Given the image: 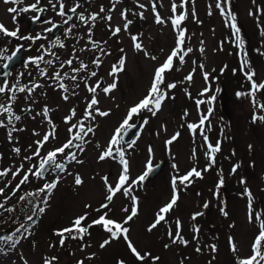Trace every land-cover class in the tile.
<instances>
[{"label": "rangeland", "instance_id": "rangeland-1", "mask_svg": "<svg viewBox=\"0 0 264 264\" xmlns=\"http://www.w3.org/2000/svg\"><path fill=\"white\" fill-rule=\"evenodd\" d=\"M173 3L177 5L175 14ZM216 4L217 0H186L183 6L182 0H85L75 17L77 28L70 25L71 32L59 31L52 41L45 35L43 41L32 44L30 52L22 48L24 61L30 55L33 58L43 56V60L38 64L24 63L21 59V63L15 62L16 68L6 81L12 90L0 93V104L10 106L12 113L20 117L9 123V114L0 112L3 122L0 126V169L11 170L8 175L0 176V188L9 184L0 195V203L4 205L0 208V232L8 231L7 235L18 241L14 248L10 246L11 241L3 245L0 264H44L46 258L52 257H56L52 264H78V261L83 264H119L120 261L124 264H238L239 260L253 254L254 238L260 230L255 215L260 213L264 218V119L259 118L264 117V107H261L264 89H256L254 94L247 96L241 89L253 81L264 83V0H230L226 5V9L230 8L236 16L234 23L244 41L242 48L238 47L233 34V22L221 14ZM54 11H48L49 15L53 16ZM156 13L164 23L156 22ZM181 13L186 14V19L179 28H174L171 19ZM81 14L86 19L96 14V19L88 20L86 24L79 19ZM15 15L18 13L5 15L10 28L18 22V17L15 22L12 19ZM128 21L131 23L125 30ZM116 27L121 31L114 35ZM255 29L256 35H251ZM180 30L185 31L183 48H190L191 52L185 55L182 64L174 58L172 70L164 74V83L160 87L166 93V99L161 109L156 115L147 110L134 115L129 123L140 120L138 135L126 144L114 145L113 156L100 160L130 108L148 95L156 69L177 47ZM133 36L138 38L142 49L134 47ZM57 39L64 47L57 45L58 55H52L54 51L50 48ZM92 42H96L97 47H93ZM13 45L6 48L8 54ZM121 58L125 60L123 70L110 75L114 65L119 67ZM69 59L72 64H64ZM97 59L99 65L93 63ZM49 60L51 64L46 63ZM245 60L247 64L242 67ZM81 62L87 69L73 72L80 68ZM42 69L46 70V75L41 74ZM56 72L63 77L67 92L59 88L61 81L55 79ZM92 72L96 75L91 76ZM248 73H254L252 81L247 78ZM72 75L77 77L75 81L70 79ZM189 75L192 76L190 81L185 79ZM221 81L224 99L218 91ZM4 82L0 81V86ZM113 82L116 88L105 93L103 89ZM97 83L95 97L99 104L89 109L93 93L88 89L96 87ZM168 84L176 86L168 89ZM34 85L40 86L27 91ZM22 87L25 91H18ZM205 88L207 92H204ZM65 95L67 100L63 98ZM213 96L214 100L211 99ZM45 108L48 109L47 116L44 115ZM95 108L107 111L109 115L100 116ZM72 110L75 115L66 122L65 118ZM88 111H92L94 118H86ZM202 117L207 119L200 125ZM80 122L85 129L92 127L94 131L84 136L83 141L76 140L64 154H58L56 163L64 165L63 171L49 167L42 178L29 173L27 183L15 193L10 190L14 183L19 184L29 168L35 171L33 166H38L40 158L71 139L78 131V127L72 126ZM189 124H195L197 128L192 130ZM53 127L54 138L50 137L39 146L37 141L51 133ZM177 133V139L166 144ZM132 141H135L133 146L127 147ZM217 143L220 150L209 155L208 145ZM76 145H82L83 151ZM117 147L123 149L129 162L127 183L131 184V191L128 196L123 191L117 193L109 207L101 209L100 206L107 203L105 178L107 184L115 186L122 173V164L115 152ZM14 149H19V153ZM37 151L39 156L33 155ZM68 153L75 154L76 159H71ZM149 160L153 166L162 164L161 168L153 177L133 184L132 181L146 170ZM21 165L20 174L13 178L11 173ZM193 168L200 171L201 176H192L190 184H180L178 178ZM77 175L82 180L80 185L75 184ZM174 177H177V203L165 214V220L149 231L160 209L171 200ZM221 179L223 184L218 187ZM55 181H58L56 188L51 192H39L38 199L32 203L34 209L44 207L43 213L38 211L32 221L27 220V214L14 215L22 191L32 187L38 191ZM248 192L251 193V222ZM132 197L136 198L137 215L124 226L129 229L133 246L142 255L150 254L144 261L133 255L122 237L101 248L100 244L110 238L102 227L90 228L83 240L69 238L64 245L55 236L57 229L71 226L76 217L83 215L87 216L84 226L105 213L107 219L123 223L134 206ZM45 199L47 203H44ZM206 203L208 207H204ZM9 208L13 211L5 210ZM196 213L202 214L197 216ZM8 220L13 224H8ZM177 221L180 235L187 244L173 243ZM21 225L25 227L21 228ZM152 257H159V260L154 261Z\"/></svg>", "mask_w": 264, "mask_h": 264}, {"label": "snow or ice", "instance_id": "snow-or-ice-1", "mask_svg": "<svg viewBox=\"0 0 264 264\" xmlns=\"http://www.w3.org/2000/svg\"><path fill=\"white\" fill-rule=\"evenodd\" d=\"M5 3H11L13 5H17L14 7H10L8 8V12L9 13H24V12H28L30 10L32 11H36V12H43L44 9L43 8H38L37 5L40 3V0H36V3H33L31 5H27L25 7H19L20 4L23 3V0H4ZM49 2L51 3V0H49ZM57 2L59 3V11H58V15L61 16H66V12H65V5L63 3V0H57ZM186 0H182V5L183 3H185ZM230 3V0H217V4L216 7L220 10L222 15H226L227 17L230 18V20L233 22L232 23V28L234 29V36L236 38L237 41V45L238 47H243L244 45V41L243 39L240 37V29L236 26V24L234 23L236 20V16L234 14H232L230 8L226 9V5H228ZM53 8H56V5L53 4L52 5ZM79 7V4H77L75 7L71 8L70 11L75 13L77 11V8ZM140 7H144V5H140ZM176 9H177V5L175 3H173L172 5V11L175 14L176 13ZM101 11H103V8L101 9ZM153 11H156V4L155 2L153 3ZM250 15H252L253 13H249ZM122 15H125L124 13H122ZM142 15V14H141ZM193 15H195V12L193 11ZM16 17L13 16V20L15 22ZM34 21H39L40 20V16H34L32 18ZM72 19L71 16H67V19L64 21V23H68V21H70ZM79 19L84 22V23H88V20H92L95 21L96 19V14H93L92 16H90L89 18H85V16L83 14H81L79 16ZM108 20H111V16L107 17ZM186 19V14L185 13H181L179 15H175L174 18L171 19V22L173 24L174 28H179V26L181 25V22L184 21ZM43 23H51L52 27L45 29V31L47 32H51L53 28H56L57 25L55 23H52L51 21H41ZM156 22L157 23H164V21L162 20V18L160 17L159 13H156ZM131 23V21H128L127 23H125L124 28L125 30L128 27V24ZM121 31V29L119 27H116L113 30V34H117ZM68 32H71V28L68 29ZM89 32H91V29H89ZM0 33H3L6 36L9 37H14V38H19V39H28V40H32L33 42H35V40L41 39V35L37 34V36L35 37H31V36H19V29L17 28L16 30H9L6 28V26L3 23H0ZM133 41H134V47L136 49H142V44L137 42V37L133 36L132 37ZM185 42V31L184 30H180L178 37H177V47L175 49H173V51L171 52V54L167 57V59L165 60V62L156 69L155 71V75H154V79H153V83L151 85V88L149 89L148 95L144 97V99H142L139 103H137L136 105H134L132 108H130V110L128 111L127 117L124 119V121L121 123V125L115 130L114 135L112 136L110 143H109V147L100 155L99 159L100 160H104L105 158L108 157H112L113 156V146L114 145H119L121 144V142L124 140V136L127 134V132L135 127L134 124H130L129 121L132 119V117L134 115H138L139 113H141L144 110H147L149 112L152 113V115H156L157 112L161 109L162 107V103L163 101L166 99V93L161 89L160 85L164 83V79L165 76L164 74L167 71L172 70L173 68V61L174 58H178L180 63L182 64L184 62V58L185 55H187L188 52H191V49H187L185 50L183 48ZM93 43V47H97V43L96 42H92ZM55 44L60 46V47H64L63 43L57 39L55 41ZM23 46L19 45L17 46L16 50L12 52L11 55L4 57V52L6 51V49H0V58H4L7 61H12L14 57L17 56V54L20 52L21 48ZM102 51V50H101ZM183 53V54H181ZM52 55H55L54 53H52ZM147 55V53H146ZM153 59H155V57H152ZM43 60V56L41 57H30L29 61L32 63H36L38 64L40 61ZM46 63L51 64L52 61H46ZM93 63L99 65L100 60L97 59L95 61H93ZM125 60L123 58H121V60L119 61V67L117 66H113L112 72L110 73V75L115 74L118 71H122L123 70V66H124ZM64 64L67 65H71L72 64V60L69 59L67 61L64 62ZM247 64V61H243L242 62V67L244 65ZM4 68H8L9 65L6 63L3 65ZM61 67H63V64L61 65ZM87 69V65H85L83 62L80 63V68L79 69H73V72H79L81 70H85ZM41 74L42 75H46V70H41ZM5 75H10L9 73H5ZM55 79L58 81H61L59 83V88L63 89L65 92H67V87L66 85L62 82L63 77L61 76L60 72H56L55 74ZM96 73L92 72L91 76H95ZM254 73H248L247 74V78L252 81ZM65 76H67V73H65ZM205 80L208 79V74L205 73ZM70 79H72L73 81H75L77 79V77L75 75H72L70 77ZM185 79L187 80H191L192 76L189 75L188 77H186ZM40 85H34L33 88H29L27 89V91L31 92L34 90L35 87H39ZM78 86V85H77ZM116 83L113 82L111 85H109L108 87L104 88L103 91L105 93H109L110 91H112L113 89L116 88ZM176 85L175 84H168L167 88L171 89L174 88ZM15 87V86H13ZM97 87H99V83H97L96 87H89V92L93 93V98L91 99V101L88 104V108L89 109H93L94 106L99 104V101L96 99L95 97V93L97 91ZM252 88L253 90L256 89H264V83L261 84H256L254 81L252 83ZM12 89L9 88L7 86V82H4L3 86H0V93H5L6 91H11ZM18 91H25V88H19ZM208 89L205 88L204 92H207ZM203 94V93H202ZM237 95H240V93H237ZM65 100L68 99V96L65 95L63 97ZM12 99H15V97L13 96ZM211 99H215V97L213 96ZM198 103H202L198 102ZM261 107H264V105H261ZM95 112H97L100 116H107L109 115V113L107 111H100L99 108H95L94 109ZM211 111V109L209 110ZM0 112L2 113H8L9 114V123L12 122V120H19L20 117L19 116H15L12 113V109L10 106H5L0 104ZM48 113V109L45 108L44 109V115L47 116ZM75 115V110H72V114L68 117L65 118L66 122H69L72 117ZM86 118H94L92 115V111H88ZM260 119H264V117H259ZM207 119V117H202L200 120V125L204 124V121ZM144 123H147V121H145ZM3 122L0 121V126H2ZM73 128H77L78 127V131L75 133V135L69 139L63 146L54 149L53 151H50L47 153L46 157H42L40 158L39 164L38 166H33L35 168V171H33V168H29L23 175L22 179L20 180L19 184L16 185V189H19L21 185L27 183L29 181V173L32 176L35 177H40L42 178L45 174L46 171H48L49 167H54L55 169H60L61 171L64 170V165L60 164V163H56V158L58 156V154H64L66 149H70L73 147V141L74 140H81L83 141L84 136H87L89 133H92L94 130L92 127H88L87 129H85V126L83 124V122H80L79 125H73ZM188 127L192 130H195L197 128V125L195 124H189ZM69 132H72V128L69 129ZM179 133H177L176 135H174L169 141L166 142V144H171L173 141H175L178 137ZM55 136V128L53 127V130L51 133L46 134L43 136V139L41 141H37V144L39 146H43L44 143H46L50 137L54 138ZM205 140L207 141V137H205ZM135 143V141H132L130 143L127 144V147L131 148L133 146V144ZM76 147L80 148L81 151H83V147L82 145H76ZM209 150H210V154L218 152L220 150V145L219 143H217L215 146L209 144L208 145ZM14 151H16L17 153H19V149H14ZM149 151L151 152V149H149ZM115 152L118 154L119 156V160L120 163L122 164V173L118 179V182L116 183L115 186L109 185L107 184V178H105V183H106V188H107V192L108 195L106 196V201L107 203L102 204L100 207L101 209H105L108 208L110 203L112 202L113 198L116 196L117 193L123 191V194L125 196H128L130 194L131 191V184H128V171H129V162L127 159H125V153L123 151L122 148L117 147L115 148ZM33 155L35 156H39V151L33 153ZM68 155L71 157V159L75 160L76 156L73 153H68ZM25 159L31 160V157H26ZM214 162V161H213ZM173 167L175 168L176 165H173ZM21 169H23V165H21L20 169H17L15 172H12V176L13 178H15L17 175L20 174ZM153 165L151 163V160L148 161V163L146 164V170L137 178L136 181H132L133 184L135 183H142L147 177L148 175L153 171ZM207 170V169H205ZM11 170H4L3 172H0V176H6L8 175V173ZM233 171H235V168L233 169ZM192 176H196V177H200L201 176V172L197 171L195 168H193L192 170H190L186 175L179 177V182L180 184H185V183H191V177ZM10 183V182H9ZM58 181L52 182V183H48L45 184L43 188L39 189L37 193H27L25 194L26 196H31V195H38L39 192H44L45 190H47L48 192H51L52 189L56 188ZM176 183H177V177L173 178L172 184H173V195L171 197V200L169 201L168 204H166L164 207H162L159 211V213L157 214V218L155 220L154 223H152L149 227V231H151L152 229L156 228V226L158 224L161 223V221H164L166 216L165 214H167L168 212H170L174 206L177 203L178 200V194L176 191ZM75 184L76 185H80L82 184V180L81 178L77 175L75 178ZM223 184V179L220 180L219 185ZM4 189L0 188V195H3ZM247 192V190H246ZM15 193V190H14ZM13 193V194H14ZM250 197L249 200V221L251 222L252 218H253V214L251 211V193L248 192L247 193ZM5 199H8V197H5ZM25 196H21L20 200H24ZM133 202H134V206L131 209V214L128 215L125 219V221L123 223H118L112 219H107L106 218V213L104 215H101L98 219L93 220L91 224L84 226L83 222L86 220L87 216L83 215V216H78L76 217L71 226L63 228V229H59L55 232V235L60 237V244L64 245L65 241L69 238L75 240V239H80L83 240L84 236L89 234V229L92 226H101L106 232H108L110 234V238L104 240L101 244L100 247L104 248L105 246L109 245L112 240H116L119 238H123L125 241L128 242V247L131 250V252L133 253V255L140 261H144L146 256H150L149 253H145V254H141L131 243V241L129 240V229L127 227H125L124 225L128 223V221H131L136 215H137V208L135 206V201L136 198L132 197ZM29 203H31V201H29ZM44 203H47V199L44 200ZM4 205L2 203H0V208H3ZM86 207H88V205H86ZM204 207H208L207 203L204 205ZM6 211H13V209H5ZM38 211L40 213H43L45 211L44 207H38ZM125 211H127V209H125ZM35 214V211H34ZM202 213H196L195 215H201ZM225 215H227V213H224ZM195 218V217H194ZM256 220L259 222V227H260V231L259 234L256 236L254 243L252 245V255L248 258H244L239 260L238 264H261L262 261H264V249H262V242H264V218L261 217L260 213H256L255 215ZM28 221H32L33 217L32 216H28L27 217ZM177 232H176V236L173 239V243L176 242H181L184 244H187V241L183 240V237L180 235L179 232V221H177ZM25 227L24 225H21V228ZM20 229H17L16 231H19ZM171 235V233H169ZM12 242L11 243V247H15L16 243H18V241H13V237L12 236H0V252L4 251L3 245L7 244L8 242ZM230 242H231V238H230ZM165 247H168V245H165ZM213 247V251H215V246ZM232 250L235 252L236 246L233 243L232 244ZM197 251H199V249H197ZM94 255V254H93ZM152 259L154 261H158L159 257H152ZM56 260V257H52L51 259H45L44 260V264H52V262ZM78 264H83V261H78ZM119 264H124L123 261H120Z\"/></svg>", "mask_w": 264, "mask_h": 264}, {"label": "flooded vegetation", "instance_id": "flooded-vegetation-1", "mask_svg": "<svg viewBox=\"0 0 264 264\" xmlns=\"http://www.w3.org/2000/svg\"><path fill=\"white\" fill-rule=\"evenodd\" d=\"M25 0H23L24 2ZM84 1L85 0H63V3L65 5V12H66V16H61L58 15V11H59V3L57 2V0H51V3L49 2V0H40V3L37 5L38 8H43L44 11L43 12H36V11H28V12H24V13H18V15L15 17H18V22L16 24V26L14 25L13 28H10L9 26H7L6 20H5V15H13V13H9L7 10L10 7H14L17 5H13L11 3H5L4 0H0V23H3L7 29L9 30H16L17 28L19 29V36H31V37H35L37 36V34L41 35V39L35 40L36 42H41L44 40L45 35H48V37L50 38V41L55 39V35L58 34V32H62L64 30H68L71 26H73L74 28H77L78 22L75 20V17L78 16V11L79 9L84 5ZM88 2H90L91 0H86ZM45 2V3H44ZM33 3L36 2H25L19 5V7H25L27 5H31ZM41 3H44L43 5H41ZM70 3V4H69ZM53 4L56 5V8H52ZM77 4H79V7L77 8V11L75 13L71 12L70 9L75 7ZM71 5V6H70ZM54 11V15L50 16L48 11ZM48 12V13H47ZM68 12H70V14H68ZM40 16V20L39 21H34L32 18L34 16ZM67 16H71L72 19L70 21H68V23H64V21L67 19ZM13 19V18H12ZM41 21H51L52 23H55L57 25L56 28H53L51 32H47L45 31V29L51 28L52 24L51 23H43ZM255 34L256 35V29L255 32H251V35ZM249 35V34H247ZM55 36V37H53ZM250 37V35H249ZM35 43L32 40H28V39H19V38H14V37H9L4 35L3 33H0V49H6L9 45H13V48L11 49V54L13 51L16 50L17 46L22 45L27 52H30L32 49V44ZM2 45V46H1ZM53 46H51V51L55 54L58 55L59 49L57 47V45L55 44V42L52 44ZM22 47V48H23ZM55 47V48H53ZM21 48L20 52L18 53V55L20 56L19 61H16L18 64L19 62L21 63L20 59L25 63H29V58L30 56H27L25 59V61L22 59V56L24 55V51ZM48 52V51H45ZM51 53V52H49ZM11 54H8L7 49L4 52V57H7ZM7 62L6 59L4 58H0V81H7L9 76L12 74L13 70L16 68V65L13 66V68H11L9 70L10 75H7L5 78L1 77L3 74V65ZM8 72V73H9ZM224 80V79H221ZM251 85H247L244 86L243 89H241L242 93H245V95H252L255 93V90H253L252 88V83H250ZM219 93L222 94L223 99H224V95L225 91H224V85L222 83V81L219 84Z\"/></svg>", "mask_w": 264, "mask_h": 264}, {"label": "trees", "instance_id": "trees-1", "mask_svg": "<svg viewBox=\"0 0 264 264\" xmlns=\"http://www.w3.org/2000/svg\"><path fill=\"white\" fill-rule=\"evenodd\" d=\"M38 191H36L35 189H34V187H32V189H30L29 191L27 190L26 192H21V196H25V199L24 200H20L19 202V204H17L16 205V207H15V213H14V215L15 216H17L18 214H19V212L20 213H23V214H27V216L26 217H28V216H33V215H35L36 213H37V207H35L36 209H34L33 208V206H32V203L34 202V201H36V199H38V197H37V195H31V196H26L25 194H27V193H37ZM29 201H31V203H29ZM36 210V211H35ZM34 211H35V214H34ZM32 213V214H31ZM29 214H31V215H29ZM9 221V220H8ZM8 224H12V222L11 221H9V222H7ZM92 228H101V226H92L91 227V229ZM57 230H59V229H57ZM11 236V235H10ZM56 237H58L59 239H60V237L59 236H57V235H55Z\"/></svg>", "mask_w": 264, "mask_h": 264}, {"label": "water", "instance_id": "water-1", "mask_svg": "<svg viewBox=\"0 0 264 264\" xmlns=\"http://www.w3.org/2000/svg\"><path fill=\"white\" fill-rule=\"evenodd\" d=\"M68 14H70V12H68ZM19 58H20V56L17 54V56L16 57H14L13 58V60L12 61H7L6 63L9 65V67L8 68H4L3 67V74H2V76L1 77H5L6 75H5V73H8L9 72V69H10V67H13V65H15V62L16 61H19ZM5 63V64H6ZM140 123V121H138V123H136L135 124V127H133V128H131L128 132H127V134H128V138H125V136H124V142H126V141H129V140H131L134 136H135V134L138 132V130H139V124ZM161 166H162V164H160V165H158V166H155L153 169V171L149 174V176H151V177H153V175L154 174H156L157 172H158V170L161 168ZM7 233H8V231H4V232H0V236H6L7 235Z\"/></svg>", "mask_w": 264, "mask_h": 264}]
</instances>
